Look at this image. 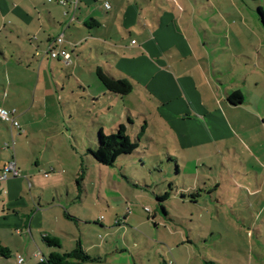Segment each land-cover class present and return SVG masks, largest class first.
Here are the masks:
<instances>
[{"label": "rangeland", "instance_id": "1", "mask_svg": "<svg viewBox=\"0 0 264 264\" xmlns=\"http://www.w3.org/2000/svg\"><path fill=\"white\" fill-rule=\"evenodd\" d=\"M55 1L53 5L57 8L55 5L59 4ZM195 1H199L198 7L205 9L209 17L213 15L207 0ZM41 2L46 8L53 7L48 0ZM213 2L224 7L229 0L210 1ZM98 3L101 5L102 0ZM240 6L247 21L258 26V29L260 27L264 35L257 19V9H264V0H242ZM59 7L65 13L66 8ZM86 8L82 5L83 12ZM253 13H256V19ZM102 15H105L104 11ZM246 37H250L249 44L258 50V31L257 35L251 31ZM97 47L100 54L111 48L105 43ZM2 48L9 49V46L2 45ZM67 49L69 64L58 59L51 60L55 66L53 78L47 80L45 90L40 84L33 94L34 108L27 117L29 136L24 135L21 143L15 140L14 148L16 159L30 168L36 159L39 160L40 144H47L48 147L44 161H57L54 167H46L45 173L48 175L43 171L39 179L32 175L26 179L27 182H34L33 196H44V201L55 204L53 209L57 214L69 210L71 217L76 219L68 220L63 216L61 220L54 219L55 230L68 234V240L62 241L63 252L72 251L74 241L79 240L84 252L94 260L84 264H264V93L261 95L264 92V79L258 80L260 85L255 90L256 99L263 104L259 100L253 101L251 96L254 94L250 92V96H247L249 106L237 110L236 122L225 120L221 140L215 134L216 129L210 128V133L203 127L201 131L194 121L189 123L190 133L187 127L179 126L176 130L183 137L176 139L172 137L174 131L171 125V115L176 111L162 108V99L140 88L137 80H131L136 86L131 96H104L105 89L96 76V68L112 67L115 77L120 75L115 62L110 61V55H97L94 45L86 47L84 42L79 46L77 55L76 49L75 52L70 47ZM214 50L221 56L228 54L227 51H220V48ZM246 53L253 54V49L247 48L240 54ZM106 59L109 61L106 62ZM236 61L240 69L236 67L235 71L239 76L243 75L244 64L249 59L242 57ZM258 61L263 72L256 69L255 73L262 77L264 61ZM247 67L253 72L250 66ZM4 70L0 68V73L4 74ZM222 79L224 77L219 80ZM252 81L250 78V83ZM29 97L27 93L26 98ZM256 112L263 119H258ZM140 113L153 127L145 131L136 152L118 158L113 167L96 163L87 151L95 152L98 130L101 128L105 135L115 134L117 127L123 124L134 141L143 123ZM42 117L44 122L41 121ZM127 117L132 124L127 123ZM231 125L235 129L232 136L229 134ZM5 143L11 145L10 137L0 140L2 163L10 156ZM25 143L33 145L32 155L28 153ZM175 163L180 168L179 172ZM82 170L84 175L80 174ZM38 172V169H34V174ZM228 174L239 179L242 188L246 186L251 189L249 196L247 190L236 193L229 187L231 190H227L220 205L215 198H222V190L217 195L211 193L212 198L206 193L198 200L200 208L189 204L191 207L186 210L187 214L181 212L177 203L171 200L165 207L175 222L160 220L163 214L156 196L170 192V185L173 192L194 187L195 184L206 191L204 183L216 178L226 185ZM20 176L18 178L26 182L25 175L20 173ZM256 185L259 188L253 189ZM256 190H259L257 194L254 193ZM25 193L28 197V190ZM183 194L184 200L189 201L188 192L183 190ZM176 197L180 200L179 195ZM146 208L152 211L156 209L159 219L155 220L152 214L145 211ZM183 214L189 217L184 218ZM186 218L194 223L184 220ZM63 220L64 224L61 222ZM188 229L191 230L188 234H191L192 245L179 246L181 238L175 232H187ZM1 232L4 236L2 244L9 248L11 257L7 260L0 258V264H16L18 256L27 261V246L19 243L17 238L27 241L25 233L16 236L13 232L14 238L10 239Z\"/></svg>", "mask_w": 264, "mask_h": 264}, {"label": "crops", "instance_id": "2", "mask_svg": "<svg viewBox=\"0 0 264 264\" xmlns=\"http://www.w3.org/2000/svg\"><path fill=\"white\" fill-rule=\"evenodd\" d=\"M38 1L0 0V68L6 69L4 74L0 73V108L14 110L16 121L20 126V132H18L6 124L4 126V123L0 121L5 128L4 130L0 125V140L10 137L11 142L14 141L13 147L9 145L6 148L10 156L3 163L0 153V174L4 165L14 159L18 177H22L20 173H23L26 180L25 182L18 177L0 180V231L8 235L10 239L14 238L13 232L16 236L25 233L27 238V241L26 239L23 241L17 237L19 243L23 242L27 246L26 255L29 259L25 261L18 256L16 264H36L53 251L41 242V236L44 234L59 239L60 252H63L62 241L68 240L67 232L55 230L53 225L56 223L54 219L61 220V216L66 218L65 214L71 217L69 210H63L61 215L57 214L53 209L55 206L53 202L44 201V196L41 195L33 196L31 192L34 189V182H27L26 179V177L30 179L31 175L39 179L43 171L47 172L46 167L56 165L54 162L57 163V161H44V155L48 150L47 144L39 145L42 147L40 157L39 160L34 161L32 168L26 166L20 159H16L14 149L15 140L21 143L24 135L29 136L27 117L34 108L35 95L33 94L40 88V84L45 90L47 80L53 78L55 67L51 63L53 59L44 55L52 39L63 34L66 48L69 44H76V55L79 53L78 49L82 42L86 47L94 45L97 55H110L109 59L115 62L120 75L115 77L112 67L109 69L101 67L109 76L130 82L137 80L140 88L162 99V108L176 111L174 115H171L173 116L171 119L173 128H171L172 132L174 131L172 137L176 139L182 136L176 129L184 126L190 133L189 123L194 121L201 131L203 127L210 133V128L216 129L215 134L220 137L218 140H221L225 120L231 123L236 122L239 114L237 110L249 106L247 96H250V92L254 94L251 96L253 101L259 100L255 97L257 95L255 90L260 85L258 80L264 79V76L260 77L255 73L256 69L263 72L258 61L260 59L264 61L263 31L260 27L258 29V26L251 25V21H247V16L243 15L244 12L240 6L242 0L240 2L229 0L224 7L207 0L213 14L211 17L205 9L198 7L199 1L195 0H102L101 5L98 3L100 0H76L75 9L71 6L66 8L67 15H64L59 5H55L58 6L57 8L54 7L53 2H48L53 6L52 8H46L41 2L44 0ZM67 1L70 3L75 0ZM106 3L109 9L105 8ZM82 5L87 7L85 12L82 11ZM103 11L105 15H102ZM61 16L62 23H60ZM255 16L256 13L253 16L254 19H256ZM238 19L241 20L238 21ZM248 31L256 35L258 31L260 42L258 50L249 44L250 37H246L250 34ZM242 39L243 43H241ZM100 43L108 44L111 48L105 49L106 53L100 54L97 49ZM2 45H8L9 49L2 48ZM215 48H220L222 52L227 51L228 54L221 56L215 53ZM247 48H252L253 54L246 53L241 56L240 53L243 54ZM75 49H72L73 52ZM89 50L93 51L91 48ZM242 57L248 58L249 62L244 64L245 72L239 76L235 71L236 67L240 69V65L236 66L239 63L236 59ZM247 66H250L253 72L249 71ZM223 77L224 79L219 80ZM250 78L253 80L251 83ZM131 83L133 84V81ZM135 87L133 84V90ZM133 90L127 96H131ZM104 91V96L109 95L106 90ZM234 92L241 94L243 98L241 105L234 106L228 102L227 98ZM27 93L30 94L29 98H26ZM261 99L263 100V97ZM260 103L263 104L262 101ZM140 115L145 122L144 137L145 131L153 126L143 113ZM255 115L258 119L262 118L259 112ZM41 121L44 122V117ZM232 131L235 132V129L231 125L229 129L231 136ZM214 137L212 136L213 139ZM25 144L28 147V153L32 155L33 145ZM175 164L179 172L180 168L177 163ZM34 169H38L39 172L34 174ZM238 180L232 174H228L226 185L222 180L218 181L214 178L209 183H204V189L209 192L208 195L211 198L213 194L217 195L219 190L224 192L220 196L221 199L215 198L217 204L226 197L227 190H231L228 189L229 187L236 193L247 190V196H249L251 189L246 186L242 188ZM195 187L197 188L196 184L194 187L183 190L189 195L196 190H201ZM257 188H259L258 185L253 189ZM26 190L29 192L28 197ZM183 190L176 189L162 205L165 207L168 201H175L180 211L187 214L186 210L190 209V205L199 207L198 200L204 197L202 195H206L203 192L205 190H201L200 197L194 203L190 199L184 200ZM258 192L259 190H256L254 193ZM177 195L180 200H177ZM165 210L166 215L162 217L157 215L156 209L153 210V218L175 222V218L171 217L166 207ZM52 212L54 215H51ZM186 214H183L184 218L189 217ZM190 215L194 216L192 213ZM184 220L194 223L187 218ZM61 222L64 224V220ZM186 231L175 232L181 238L179 246L192 245L191 234H188L191 230ZM2 237L4 236L0 234V240L3 243ZM64 252L68 251L64 250ZM19 259L22 260L21 263Z\"/></svg>", "mask_w": 264, "mask_h": 264}, {"label": "trees", "instance_id": "3", "mask_svg": "<svg viewBox=\"0 0 264 264\" xmlns=\"http://www.w3.org/2000/svg\"><path fill=\"white\" fill-rule=\"evenodd\" d=\"M68 6L69 5H66L65 8H67ZM65 13L67 14V12ZM257 16V19L261 23L264 30V9L258 8ZM50 42L48 43V45L50 44ZM96 76L109 95L115 97H124L129 95L133 90V84L130 81L126 79L112 78L101 67L96 68ZM227 99L228 102L234 106L241 105L243 103V98L238 92L232 93ZM127 123L132 124L130 118L127 119ZM144 130L145 122L143 121L140 126L139 133L136 134L135 140L132 141L127 134V128L123 124H120L117 127L115 134L111 133L105 135L103 133V130L100 128L96 136L95 152H92L91 150H88L87 152L99 165L113 167L118 158L122 156L132 155L134 152H136V150L139 148V143L142 140L141 137H143ZM80 174L84 175L83 170ZM82 178L83 177H81V181ZM169 191L170 192H165L161 197L156 196V201L158 204H160L159 206L163 215H166V210L162 203L166 202L171 196V194H173L171 185L169 186ZM199 191L196 190L195 192L188 195V198L191 200V202L195 203V200L200 197ZM204 193L209 192L205 191ZM153 213L154 212L151 210L152 215ZM65 217L69 220L76 221L73 217H70L67 214H65ZM41 242L44 246L49 249H52L53 251L50 252L44 258H42V260L36 264H84L86 262L94 261L84 252L79 240L76 241L74 249L70 252H60V241L56 237L44 234L41 236ZM10 257L11 251L9 250V248L4 246L0 240V258L7 260Z\"/></svg>", "mask_w": 264, "mask_h": 264}, {"label": "built area", "instance_id": "4", "mask_svg": "<svg viewBox=\"0 0 264 264\" xmlns=\"http://www.w3.org/2000/svg\"><path fill=\"white\" fill-rule=\"evenodd\" d=\"M48 2L51 3L53 2V0H48ZM55 2L64 7L66 5H69L73 9H75L77 5L76 0L73 2H70L69 4H68V1L66 0H56ZM105 8L109 9V5L107 3L105 4ZM64 15H67V14L65 13ZM69 47L71 49H75L76 44H69ZM44 55H46L50 59H53V60L58 59V60L64 61L65 64H69L70 54L68 52V49L65 46V39H64L63 34L58 35L50 42V44L47 46L44 52ZM15 114L16 112L14 110L9 111V110L0 108V121L9 124L10 127L17 129L20 132V126L18 122L16 121ZM9 145L10 144L5 143L4 147L8 148ZM13 145H14V141L11 142L10 147H13ZM18 175L19 174L16 168L15 160L12 159L4 165L1 171V174H0V180H6L8 177L16 178L18 177ZM145 211L151 214L150 208H146ZM21 262L22 260L19 259V263Z\"/></svg>", "mask_w": 264, "mask_h": 264}]
</instances>
